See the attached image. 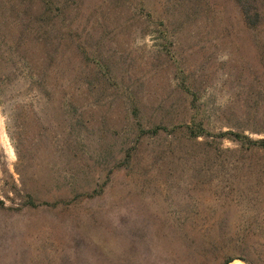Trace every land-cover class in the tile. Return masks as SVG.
<instances>
[{"label": "rangeland", "instance_id": "obj_1", "mask_svg": "<svg viewBox=\"0 0 264 264\" xmlns=\"http://www.w3.org/2000/svg\"><path fill=\"white\" fill-rule=\"evenodd\" d=\"M242 2L254 28L237 0H0V264H168L184 233L264 264V153L216 137L264 138Z\"/></svg>", "mask_w": 264, "mask_h": 264}, {"label": "trees", "instance_id": "obj_2", "mask_svg": "<svg viewBox=\"0 0 264 264\" xmlns=\"http://www.w3.org/2000/svg\"><path fill=\"white\" fill-rule=\"evenodd\" d=\"M238 4L242 7V12L247 21V24L254 28L259 22V16L257 13L252 12L251 7H248L242 0H237ZM51 6H49V12H51ZM55 16L58 17L59 13H55ZM196 131L187 128V134L191 135L192 138L204 137L206 134V130L202 127L201 124L195 126ZM164 127H154L151 131L142 130V133L155 136L160 132H163ZM165 131V130H164ZM217 139L223 141L225 139H229L232 142H235L240 146L241 149H245L251 152L261 151L264 153V138L259 140H253L249 137L242 135L240 133L234 132H223L218 134ZM171 239H175V237L171 236ZM181 246H180V254H177L174 251H169L166 255V262L168 264H232L235 260H240L245 264H253L250 260L244 258V256H236L230 252H228L229 247H232L231 240L229 242L222 241L221 244L223 248H227L224 252L219 251V249H215L217 242L205 236L193 237L187 233H184L179 238ZM240 245L243 244V239H241ZM235 247V243H233V248ZM237 247V246H236ZM232 248V249H233Z\"/></svg>", "mask_w": 264, "mask_h": 264}]
</instances>
